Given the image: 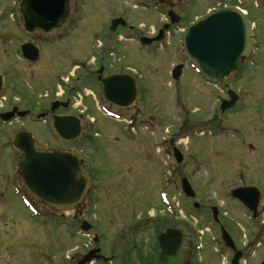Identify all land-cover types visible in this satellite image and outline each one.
Listing matches in <instances>:
<instances>
[{"label": "rangeland", "instance_id": "1", "mask_svg": "<svg viewBox=\"0 0 264 264\" xmlns=\"http://www.w3.org/2000/svg\"><path fill=\"white\" fill-rule=\"evenodd\" d=\"M20 3L0 0V114L13 107L33 110L34 114L43 113L45 108L49 118L38 124L29 119L0 122V264H40L35 251L63 258L66 253L91 247L81 232L74 234L80 221H68L74 211L66 213V219L51 217L48 211L47 218H33L18 199L14 175L20 154L12 141L20 131L32 134L37 149L47 145L82 151L91 167L92 196L96 200L90 224L100 240L97 247L115 255L112 264H157L160 227H156L158 222L145 220L168 207L170 199L163 205L159 196L164 185L172 202L192 224L191 234L182 231L175 264H224V260L229 264L230 251L212 224L210 209L214 206L221 207L219 221L235 248L243 253L241 264L263 262L264 162L257 154L264 152V144L255 133L256 118L264 104V0H181L172 9L180 18L178 27L159 48L140 47L126 40L131 26L150 36L165 22L164 11L155 8V0H72L68 24L47 35L24 32L18 20ZM229 7L245 10L255 24L258 76L254 81L224 82L245 99L247 108L240 106L221 114L213 109L218 107L215 97L222 95V88L204 83L187 67L181 40L206 12ZM116 18L126 25L111 33L110 21ZM25 43L39 49L35 63L21 57L19 49ZM177 65L183 69L179 81L174 82L171 72ZM101 68L103 78L124 73L138 79V99L128 111L109 107L100 84L85 76L96 75ZM249 72L245 73L250 77ZM79 87L86 89L78 94ZM56 100H69L73 106L51 114L50 105ZM80 112L84 113L82 135L76 143L65 145L54 135L50 117L79 118ZM140 123L147 125L141 127ZM203 124L228 132L210 135L206 128L198 132ZM183 129L187 135L175 146L183 160L176 165L168 140L176 132H185ZM168 171H172L171 176ZM183 178L195 191L194 199L182 195ZM253 185L263 191L262 216L257 215L256 220L228 195L231 189ZM195 203L198 208H194ZM139 218L143 220L137 223ZM163 225L161 231L167 227ZM138 251L141 258L134 255Z\"/></svg>", "mask_w": 264, "mask_h": 264}, {"label": "water", "instance_id": "2", "mask_svg": "<svg viewBox=\"0 0 264 264\" xmlns=\"http://www.w3.org/2000/svg\"><path fill=\"white\" fill-rule=\"evenodd\" d=\"M178 0H157L158 4L167 2L177 3ZM71 12V0H22L19 7V21L27 33L50 34L60 29ZM171 25L179 18L168 12ZM119 25L124 26L122 19L111 22V30ZM170 25L163 27V30ZM163 30L153 39L142 40L143 44L160 41ZM251 26L245 21L242 13L236 8H225L209 12L205 17L191 25L182 38L185 58L193 63L206 80L217 82L230 72L237 71L242 59L251 49ZM22 57L28 62H36L38 49L32 44L20 47ZM182 66H177L172 72L173 80H178ZM102 93L109 104L118 108L131 107L137 100V84L128 75H112L102 80ZM1 89V79H0ZM229 101L223 102L221 111L230 109L236 97L228 92ZM53 104L51 110L58 108ZM16 109L0 116L3 122H9ZM25 113H20L23 117ZM52 128L55 134L65 142L77 139L81 134V126L74 117L52 118ZM14 146L21 153L18 160V175L26 192L37 202L55 210H71L78 206L88 195L90 187L89 176L75 153L61 149L39 151L34 149V143L28 132H20L14 138ZM176 163L183 159L178 149L173 150ZM181 191L186 198L194 199L195 192L187 179L181 180ZM231 198L237 200L253 218L257 217V210L261 193L255 187L236 188L230 192ZM198 207L197 204L194 205ZM212 217L218 224L217 210L212 208ZM88 226L82 225V231L87 232ZM221 239L225 247L234 252L232 264H238L241 253L236 252L233 241L225 229L220 226ZM97 242V239L94 240ZM160 247L158 264H173L181 244V233L167 230L157 238ZM99 250H93L85 256L79 264L89 263ZM261 264H264L262 262Z\"/></svg>", "mask_w": 264, "mask_h": 264}, {"label": "flooded vegetation", "instance_id": "3", "mask_svg": "<svg viewBox=\"0 0 264 264\" xmlns=\"http://www.w3.org/2000/svg\"><path fill=\"white\" fill-rule=\"evenodd\" d=\"M181 2V0H179V2L176 4V5H178L179 3ZM166 5L168 6V7H170V6H173V8L176 6V5H174L172 2H167L166 3ZM155 8L156 9H163V10H165V12H167L168 11V8H164V7H160V6H158L157 4H156V0H155ZM68 22H69V20L67 21V23L65 24V26L68 24ZM166 23H167V21H166ZM165 25V24H164ZM64 26V27H65ZM63 27V28H64ZM62 28V29H63ZM176 27L174 26V27H171L170 28V30L171 29H175ZM74 29V28H73ZM72 29V31L71 32H73L74 30ZM130 29H133L132 27H130ZM61 30V29H60ZM109 31H110V27H109ZM142 32L143 31H139V30H137V29H133L131 32H128L127 34H126V40H129V41H133L134 43H140V37H142L143 36V34H142ZM111 33H114V32H111ZM158 33V31H153V33L150 35V36H146L145 35V37H147L148 39H152V38H154L155 36H156V34ZM252 39H253V41H254V43H253V46H252V48L250 49V52H249V54L245 57V58H243L242 59V62H241V67H240V70L239 71H237V72H231L226 78H224L223 80H221L218 84L220 85L219 87H221L222 89L221 90H219V91H221V94L223 95H217L216 97H215V100H216V104H217V112L218 113H221V114H223V113H226V112H220V104H221V102H223V101H228L227 99H228V97H227V90L229 89L228 87H229V84H224V82L225 81H228V83L229 82H239V81H254V80H256V78H257V76H258V74H257V67H258V57H257V52H258V47H256L255 46V43H256V37L254 36V35H252ZM155 45V43H152V44H150L149 46H154ZM109 50V49H108ZM188 66H189V68H193L190 64H188ZM247 70H250V77H249V75L247 74V73H245ZM98 74V76H96ZM96 75H94V78H95V82H97L98 84H100V86H101V83L99 82V78H101V79H103V77H101L100 75H102L103 74V68H101L99 71H98V73H97ZM124 74V73H123ZM111 75V74H110ZM85 76H90V74L88 75V74H86ZM109 76V75H108ZM107 77V76H106ZM78 79H76V81H77ZM83 83H84V81H83ZM87 82H85L84 84H86ZM138 85H139V83H138ZM81 86H83V85H81ZM85 87V86H84ZM88 88V87H87ZM224 93H226L225 94V96H224ZM235 97H236V100H235V106L233 107L234 109L235 108H237V107H240V106H242L244 109H242V110H245L246 108H247V103L243 100V99H241V97H239L237 94L235 95ZM66 102H68L69 103V108H72V106H73V104L71 103V101H69V100H66ZM13 108H16V107H13ZM232 108V109H233ZM44 109V112L42 113H38L37 115H36V117L37 116H39V115H44V117H45V119H47L48 117H49V112H47L46 110H45V108H43ZM214 109H216V108H214ZM213 109V110H214ZM232 109H230V110H232ZM230 110H228V111H230ZM263 110H264V104H263V106H262V108L259 110L260 111V115H258L257 116V118H256V122H257V130H256V133H255V135H257V136H261L262 138H263V144H264V117H263ZM22 111H27V112H29L28 113V116L30 115V113H34V112H32L33 110H22ZM227 111V112H228ZM257 114V113H256ZM254 115H255V113H254ZM28 116H26L25 118H24V120H27V119H29L28 118ZM256 117V116H255ZM50 118H52V117H50ZM214 118H216V117H214ZM217 119V118H216ZM216 120H212L211 121V123H214ZM141 124V123H140ZM210 124V123H209ZM208 127H205V124H203V128H206V129H208L209 130V133H210V135H212V132H211V130L212 129H210V127H214V125H208V124H206ZM217 125V124H216ZM218 126H221L220 125V123L218 122ZM218 128V130H219V133L220 132H228L227 131V129H224V128H221V127H217ZM240 130V129H239ZM172 136H173V138H171L170 140H172V141H174L173 143H175V145H177L178 144V141L179 140H176V137H177V135H176V133H174V134H172ZM62 142V141H61ZM62 143H64L65 145H70V144H74V143H76V141L75 142H71V143H65V142H62ZM263 144H262V142L260 141V143H259V145L261 146V147H263ZM170 148H172V147H170ZM250 149L251 150H253V151H257V150H255L252 146H250ZM75 151H77V152H79V153H81V150H78V149H76ZM257 157H259V158H263V162H264V152L263 153H259V154H257ZM84 164H85V167L88 169V165H87V160L84 158ZM88 171H89V175H91L90 174V170L88 169ZM170 185H172V184H170ZM164 187H165V185H164ZM92 190H93V179H92V177H91V186H90V194H89V197L87 198V200L86 201H84L83 202V204L82 205H80V206H78V207H76V208H74L73 210H71V211H68V212H58V214H59V216L61 217V218H64L65 219V217H66V213H70V212H73L74 211V214L71 216V217H69V215H68V219L69 220H71V221H73V222H75L76 220H80V222L81 221H88V222H90V220H91V217H92V215H93V213H92V208L93 209H95L94 207L96 206V200L93 198V196H92ZM30 201V205H32V206H34L35 205V207L36 208H38V207H41V208H43V209H46V210H50L48 207H45V206H43V205H41V204H39V203H36V202H34V201H32L31 199L29 200ZM261 205H262V201H261V203H260V208H259V216H262V212H261ZM62 214V215H61ZM161 217H163L164 219H167V220H165V223H168L167 224V226H168V228H170V229H174L175 227H176V224H174V223H172V221H173V218L175 217L174 215H172V214H170V215H161ZM171 222H170V221ZM163 221V220H162ZM182 245V244H181ZM92 249V247H90L89 249H87V251H84V252H82V251H76V250H74L73 251V253L71 254V255H68V254H65L64 256H63V258L62 257H57V256H55V255H53V254H49V252L48 253H43V252H41V251H35L34 253H33V255H34V257L36 258V261H38L39 260V262H40V264H78L79 262H80V260L83 258V256L85 255V254H87L90 250ZM181 249V248H180ZM132 251V250H131ZM132 252H134V251H132ZM179 252H180V250H179ZM179 252H178V254H177V257H176V261H177V259H178V257H179ZM100 254H101V258L99 259V260H95V261H93L91 264H112L113 263V261H114V256L113 255H111L112 253H106V252H103L102 250H100ZM190 254V257H191V252L189 253ZM135 255V257H140L141 258V256H142V254L140 253V251H138V253L137 254H134ZM176 263V262H175Z\"/></svg>", "mask_w": 264, "mask_h": 264}]
</instances>
